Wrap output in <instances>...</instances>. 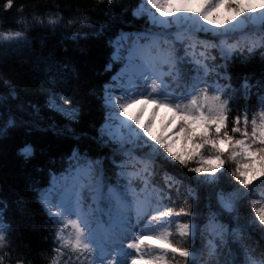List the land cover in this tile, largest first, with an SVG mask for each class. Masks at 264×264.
Wrapping results in <instances>:
<instances>
[{
    "label": "snow or ice",
    "instance_id": "6c2138e0",
    "mask_svg": "<svg viewBox=\"0 0 264 264\" xmlns=\"http://www.w3.org/2000/svg\"><path fill=\"white\" fill-rule=\"evenodd\" d=\"M83 11L106 19L72 32L91 18L79 9L66 23L59 13H41L0 33L7 42L0 68L31 61L45 101L13 105L16 84L0 71V85L10 90L0 94V138L39 128L42 108L68 122L61 127L52 117L44 130L73 138L53 160L46 186L31 183L55 230L50 264L65 256L63 264H169V257L176 264H264V205H252L255 217L248 211L254 189L264 186V0H139L119 12ZM130 19L135 30L126 31ZM38 28L45 34L31 36ZM58 28L61 45L107 38L104 72L113 75L92 90L103 112L92 133L72 127L83 112L77 62L45 51ZM20 154L32 157V145ZM15 204L24 211V201ZM12 211L0 197V251H17Z\"/></svg>",
    "mask_w": 264,
    "mask_h": 264
},
{
    "label": "trees",
    "instance_id": "16d2710c",
    "mask_svg": "<svg viewBox=\"0 0 264 264\" xmlns=\"http://www.w3.org/2000/svg\"><path fill=\"white\" fill-rule=\"evenodd\" d=\"M5 2L6 0H0V33L16 30L41 13H59L65 18L64 23H66L68 19L75 17L78 9L81 10V15L91 18L92 24L83 29L74 27L71 31H88L95 22L104 20L106 17L92 11H83V9L107 10L114 8L116 12H119L121 9L136 5L139 0H113L112 5L108 4V0H14L13 6L8 10L4 9ZM21 5L25 8L23 14L19 12ZM146 20L145 17L136 21L135 27L143 28ZM132 24L133 20L130 19L125 30H135ZM113 30L115 31V28ZM44 34L45 30L38 28L30 35ZM60 34L61 29L58 28L56 35L47 40L45 51L55 49L58 56L77 62L84 81L79 94L83 112L80 123L72 125V127L76 129L77 133H92L94 126L98 125L103 116L101 103L96 96L92 95V90L94 88L99 89L113 75V73L106 74L104 72L110 51L107 46V38L100 40L96 38L82 39L80 47H77L71 42L61 45L59 43ZM35 46L38 47V45ZM64 48H67L68 51L64 52ZM6 50L7 42L0 38V53ZM118 65V63L115 65V70L118 69ZM250 69L258 71V65H252ZM0 71L11 75L16 84L15 91L18 93V99L12 100L13 105L18 103L27 105L29 102L38 105L45 103L42 90L32 79L34 71L31 61L24 65L9 63L7 67L0 68ZM9 92L10 90H6L0 85V94H8ZM40 116L42 119L39 128H34L32 131L20 129L7 137L0 138V197L6 198L13 205L10 216L16 229V238L12 246L17 248L16 252H10L7 247L0 251V255L8 253L3 264H16L17 257L23 258L24 264H50L53 255L51 250L56 246L50 235L55 230L50 224L45 223L46 216L35 199V193L31 190V183L35 180L37 187L46 186V182L50 179L49 173L53 166V160H58L59 155L73 143V138L70 135H56L51 130H44L47 129L52 117L61 127L67 124L68 122L62 117L55 115L46 108H42ZM25 143L31 144L34 150V155L28 159L20 154V149ZM194 166V163L190 165V167ZM234 167L235 164H231L230 170ZM172 172L178 174V169H172ZM201 195H204L203 191ZM21 200L26 203L23 212H20L15 204L16 201ZM182 203L183 200L175 207L178 208ZM248 203L249 212H251L253 204L264 205V186L258 185L254 189ZM251 215L255 217L254 212H251ZM171 230L174 232V242H181V237L175 233V229L172 228ZM253 240L258 244V235L254 236ZM66 259V256L63 257L60 264H63V260ZM169 264H176V260L169 257ZM194 264H201V260L197 259Z\"/></svg>",
    "mask_w": 264,
    "mask_h": 264
},
{
    "label": "rangeland",
    "instance_id": "374dc122",
    "mask_svg": "<svg viewBox=\"0 0 264 264\" xmlns=\"http://www.w3.org/2000/svg\"><path fill=\"white\" fill-rule=\"evenodd\" d=\"M120 66H121V64H120ZM120 68V67H119ZM119 70V69H118ZM145 115L147 116L148 115V113H145ZM160 117H157V119H159ZM175 228V227H174Z\"/></svg>",
    "mask_w": 264,
    "mask_h": 264
}]
</instances>
